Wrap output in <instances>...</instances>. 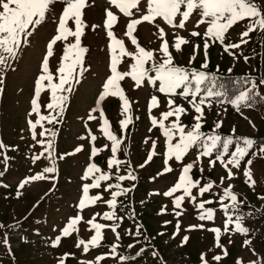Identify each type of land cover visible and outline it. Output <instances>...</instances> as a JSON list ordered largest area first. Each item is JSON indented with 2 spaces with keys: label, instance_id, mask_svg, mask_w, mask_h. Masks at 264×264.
Returning a JSON list of instances; mask_svg holds the SVG:
<instances>
[{
  "label": "rangeland",
  "instance_id": "374dc122",
  "mask_svg": "<svg viewBox=\"0 0 264 264\" xmlns=\"http://www.w3.org/2000/svg\"><path fill=\"white\" fill-rule=\"evenodd\" d=\"M257 4L264 9V0H257ZM63 6L62 3L57 2L51 7L45 21L35 29L28 43L23 44L17 58L9 60V67L0 73L3 78V84L0 85V88H3L0 92V140L9 146L6 154L10 157L7 171L0 176V225H3L0 227V242L4 234H9V243L13 250L0 254V264H60L61 258L65 257L66 253L70 255L64 259V264H81V262L83 264L88 262L91 264H202V254L208 264H237L238 259L242 260L243 264H252L253 261L264 260V199L261 198L264 197V153L259 151L264 146V84L261 83L264 80V32L250 33L249 37L245 38L248 40L247 44H241L238 49H229L228 52L224 51L223 45L219 42L209 41L206 69L201 67L205 62L204 40L202 37L189 35L193 30L201 34L206 31V24L195 27L200 19L197 12H194L186 22L185 29L173 28L157 18L155 24L141 23L133 33L140 46L154 52L155 62L159 63L164 57L159 51L162 41L159 38L157 25L164 28L165 39L169 42V51L174 57V64L184 67L189 72L193 69L205 71L210 77L215 78V91L223 92L217 77L244 78L245 87L240 89L236 96L251 87L248 81L256 85L250 93L253 95V100L249 101L250 107L242 105L238 111L231 104V100L225 102L223 99L221 100L223 102L217 103L216 97L209 98L211 107L207 104L202 106L204 120L201 131L206 135L215 133L222 138L233 136L234 139L245 137L255 140L256 143L249 150L248 156L241 161L239 169L229 165L234 173V178L231 180L227 179V171L219 161L214 167H210L209 160L215 158V151L212 157H200L190 175L194 180L199 181L200 186L211 182L213 188L202 196L198 188H194L192 194L196 197L195 203L190 197H185L181 207L177 209L173 201L177 196L183 195V191L179 190L171 197L163 193L178 181L182 166L196 160L198 150L196 148L190 150L182 163L174 159L170 160L169 166L173 171L158 175L165 167L166 138L158 126L154 127L151 124V118L155 117L159 120L161 113L169 110L167 97L157 91L159 81L153 85L145 80L141 86L136 87L131 77H125L119 84L129 100V112L122 114V101L114 96H109L101 102L103 118L99 111H91L96 107V100L102 91L103 83L111 74L109 68L111 40L103 27L106 9L111 10L118 17L112 28L116 38L124 41L127 51H136V46L125 35L130 18L110 5L109 0H88V6L83 10V20L88 25L81 37V46L88 49L83 61L85 70L79 77V83L73 82V90L62 93L68 99L63 113L57 116V121L52 124L43 121L44 128L37 126V140L53 141L52 159H46L47 153H45V157H41L35 163L32 162L33 155L42 152L43 147L31 137L28 120L35 121L38 117L34 113L29 116L30 102L35 95V81L41 74V63L46 55L47 43L56 34L58 18ZM145 9L146 0H141L140 12L134 9L135 15L131 18L139 17ZM179 20L178 16L174 23H179ZM246 24L247 21H242L230 28L226 33L224 44L239 43L240 33L245 30ZM92 25L99 27L93 30ZM68 26L75 28L71 20ZM176 35L190 41L182 46V52H177L172 46ZM68 43H74V37H69L67 41H58L53 47V56L49 58L54 83H58L56 70L61 62L63 49ZM196 44L200 45V50L195 60L189 63L193 45ZM230 52H234L235 56L230 55ZM245 57L248 58L247 62ZM133 62L131 57H122L121 63L117 66L118 71H129ZM151 64L150 61L146 67L150 68ZM149 75L155 76V72L151 71ZM44 84L47 85V81ZM210 85L211 81H206L201 87L203 89ZM182 90L178 89L177 92ZM201 95L204 93L202 92ZM152 96L158 98L159 107L149 112ZM50 97V89L45 88L39 99L41 115H56V112L46 107ZM173 99L176 105L188 110V114L181 117L182 124L186 126L193 124L195 112L188 101L180 95L174 96ZM90 112L95 119H88ZM127 116L131 117L132 122L127 129H122L120 121ZM104 118L109 121L110 131L122 141L116 153V158L122 161L118 167L109 168L107 164L112 152L111 141L101 131ZM172 120L174 117L165 121V125L170 126ZM217 121L222 122V126L218 129L215 128ZM44 129L55 131V138L40 137L39 132ZM185 130L187 131L188 127ZM92 136L96 137L95 141L91 139ZM153 142H155L156 155L148 162L147 157L153 150ZM173 142L175 143V140ZM80 146L82 151L75 152ZM93 147L100 150L94 157L91 156ZM235 147V143L230 145L229 153L235 151ZM228 158L230 157L225 156V160ZM2 159L3 156H0V160ZM53 159L57 171L45 174L48 179L30 182L23 189H19L18 196L19 183L26 177L42 172L45 167L52 166ZM249 159L253 161L250 168L256 181L251 187L245 182L246 178L243 174ZM90 163H95L102 172L110 174L112 178L102 181L100 188L89 190V195H101L102 199L81 211L77 205L82 196V185L92 182L91 178L88 180L81 178ZM201 168L203 172L200 171ZM0 171H4L3 164H0ZM129 172L136 177L135 180L116 179L117 176H126ZM221 177H225L223 183ZM116 183H120L121 188L131 191L117 197L116 207L112 209L105 201L111 199V191L117 189L112 188L108 191L105 189L109 184ZM229 186L237 196V202L236 207L233 208L230 199L223 201V204L228 205V215L232 216V223L228 225L226 232L224 227L228 216L221 207L220 197L224 189ZM206 201L211 203H205V209L196 206ZM209 208L214 212L213 219H199L200 214ZM112 211L119 219L104 220L103 214ZM176 212L182 214L177 216ZM77 215L83 218L76 225L78 231L63 237L62 229L70 218ZM94 216L96 223L116 225L119 239L110 227H106L102 230L104 238L100 246H90L89 251L85 253L82 250L83 246L78 248L76 244L80 239L87 242L94 234V230L87 224V221ZM237 217L241 218V225L248 229L246 234L235 231ZM13 222H21L27 233H23L20 228L6 229ZM177 224H179L178 231ZM200 225H203V228L199 227ZM212 228L221 230V247L215 246V233L209 231ZM57 236H61L59 246H51L50 249L49 244L52 245V241ZM185 237L188 238L186 242ZM39 238H41L40 243H38ZM245 240L251 243L245 246ZM113 245L116 246L115 253L111 251ZM224 250L227 251V255H224ZM138 253L140 255H137ZM102 255L105 259L98 261L96 258ZM216 255H220L222 259L214 260L213 257ZM120 257L127 259L120 260Z\"/></svg>",
  "mask_w": 264,
  "mask_h": 264
},
{
  "label": "snow or ice",
  "instance_id": "6c2138e0",
  "mask_svg": "<svg viewBox=\"0 0 264 264\" xmlns=\"http://www.w3.org/2000/svg\"><path fill=\"white\" fill-rule=\"evenodd\" d=\"M60 2L64 6L62 12L58 18L56 34L47 43L46 55L43 57L41 63V74L35 81V95L31 100V111L29 116L33 113L37 115V119L32 121L28 120L29 130L31 132V137L34 141L43 147V151L38 155H33L32 162L40 160L41 157L46 159H52L53 157V141L52 140H37V126L44 128L42 124L43 121H47L49 124L57 121V116L61 115L64 111V105L68 99L66 95L62 93L71 92L73 90V82L79 83V77L83 75V61L84 55L88 51L87 48L81 46V37L84 35L85 28L88 25L83 20V10L88 6V0H0V73L4 71L5 68L9 67L8 61L15 60L17 58L18 52L21 50L23 44L28 43L29 37L33 35L35 29L41 25L51 7ZM110 5L114 6L122 13L125 17H129V22L126 25L125 35L130 38L131 43L136 46L135 52L127 51L123 40L117 39L114 35L112 28L118 20L116 14L111 10H105L106 19L104 21L103 27L107 30V36L111 40L109 48L111 51V61H110V75L107 77L106 81L102 85V91L99 93L98 99L96 100V107L91 111H99L100 116L104 117V112L100 108L101 102H103L107 97L114 96L118 97L122 101V114L128 113L130 110V103L123 89L120 87L119 82L125 77H131L135 82V86H141L142 82L147 80L151 84H155L159 81V86L157 91L164 94L167 97L168 111L161 113V118L157 120L155 117L151 118V124L155 127L158 126L162 131L163 136L166 138V152H165V167L162 173H169L173 169L169 166L170 160H175L176 162H183L184 157L189 153L190 150L196 148L198 150L197 158L191 163L184 164L182 170L178 177V181L163 195L171 197L173 194L179 190L183 191V195L177 196L173 203L175 208L179 209L181 207L182 201L185 197H190L192 202L195 203L196 197L192 194L194 188H198L199 194L202 196L204 193L209 192L213 188V183L209 182L203 186H200L198 180H194L190 175L194 164L199 161L200 157H212L213 152H216L215 158L209 160L210 167H214L216 162L219 161L220 164L227 171V179L231 180L234 178V173L232 168L239 169L241 166V161L244 160L249 154V150L253 148L256 143L255 140L245 137H237L234 139L233 136L221 137L219 134L206 135L201 131L204 120V109L202 106L206 105L211 107V97H221L224 95L221 91H215V78L210 77L205 71L191 70L189 72L184 67L176 66L174 64V57L169 51V42L165 39L166 33L164 28H158L159 38L162 41L159 51L163 54L164 59L156 63L154 52L151 50H146L144 47L140 46L137 38L133 33L137 30V26L143 22H148L150 24H155L157 18L162 19L167 25L178 28L185 29L186 22L189 21L190 17L194 12H197L200 19L197 21L195 27H199L201 24H206V31L201 34L198 31H191L189 35L193 37H202L204 40L203 51L205 62L201 65L202 68L208 67V49L210 47L209 41L212 43L219 42L224 47V51L228 52L229 49H238L241 44H247L248 40L245 39L249 37L250 33L260 31L264 32V9L257 4V0H146V9L137 18H131L135 15L133 10L140 12L141 0H109ZM183 9V10H182ZM180 17L179 23H174L177 17ZM73 21L75 28H70L68 26L69 21ZM247 21L245 30L240 33L239 43L224 44L226 38V33L239 22ZM95 30L98 25L91 26ZM69 37H74V43H68L63 49V55L59 67L57 68L58 73V83L53 82V74L49 67V58L53 56V47L58 41H67ZM190 41L185 37L176 35L174 37L173 47L177 52H182V46L188 44ZM117 50H119L117 52ZM200 50V45H193V52L189 57V63H192L196 54ZM230 55L235 56L234 52H230ZM131 57L133 63L130 65V70L126 72L118 71V64L121 63L122 57ZM247 57L245 61L247 62ZM152 62L151 67H146V64ZM151 71L155 72V76H150ZM47 81V85L44 82ZM206 81H211V85L202 89V85ZM251 83V87L246 91H241L235 99L231 100V104L236 110L239 111L240 107L251 106L249 101L253 100L252 90L256 87L254 82ZM264 84V80L261 81ZM3 84V78L0 76V85ZM194 85V87H193ZM45 88L50 89L51 97L50 102L46 107L56 115H41L40 114V104L39 99L41 92ZM178 89H183L181 92H177ZM3 88H0V92ZM204 95H201V93ZM180 95L188 101L191 107L194 109L195 115L193 120L195 121L190 126L182 124V115H187L188 110L181 105H176L174 96ZM190 97V99H189ZM197 97L199 100L197 101ZM223 102V101H221ZM159 107V100L156 96H152L149 103V112L153 108ZM170 117H174L171 121L170 126L165 125V121H168ZM89 120L95 119L94 116L89 113ZM131 117L127 116L124 120L120 121V126L122 129H127V126L131 123ZM222 126L221 121H217L215 128L218 129ZM186 127L188 130L186 131ZM101 131L104 136L111 141V152L112 157L108 159L107 164L109 168L113 166H119L122 161L116 158V153L122 143L120 139L117 138L110 131L109 121L104 118ZM234 132V129H233ZM40 137L51 136L55 138L56 132L50 129H44L39 132ZM83 139V137H81ZM91 139L95 141L96 137L92 136ZM175 140V143L173 142ZM236 144L235 151L229 153V146ZM242 144V146H241ZM107 147V146H105ZM9 149L8 145H5L2 140H0V156L3 159L0 160V164L4 165V171H0V176H3L7 171V162L10 157L7 156L6 151ZM152 151L147 157V161L150 162L155 153V142L152 144ZM82 151V146L77 147L75 152ZM100 150L93 147L91 150V156H96ZM260 153H264V146L259 149ZM74 154V153H72ZM255 154V153H254ZM67 155V154H65ZM225 156H229L225 160ZM61 159L63 156L60 157ZM253 161L251 159L247 160L246 167L244 170V176L246 178V183L249 186H254L256 181L253 178V173L251 171V164ZM232 166V168L229 167ZM144 165H141L143 167ZM57 171L55 166V160H52V166L45 167L42 172L35 175L26 177L18 185L17 195H20L19 189H23L27 184L33 181H39L43 179H48L49 177L45 174L55 173ZM203 172V168L200 169ZM98 174V175H97ZM55 179V177H51ZM92 179L91 183H85L82 185V196L78 202L77 207L83 211L89 205H95L97 201L102 199L101 195H89L90 189H97L101 187L102 181H108L112 177L108 173H104L95 164H88L82 180ZM118 181L124 180H135L136 177L129 172L128 175L117 176ZM225 177H221V183H223ZM112 188L117 189V191H111V199L105 201V203L112 209H115L117 204V197L125 195L131 189L121 188L120 183L114 185L109 184L105 191ZM158 194V193H157ZM264 199V197H261ZM230 199L233 202L232 207H236L237 196L233 194L231 186L224 189L223 195L220 197L221 207L225 211V215L228 219L225 222L224 230L228 231V225L232 223V216L228 215V205L223 204V201ZM205 203H211V201L201 202L196 205L199 209H205ZM181 212H176V215H181ZM99 215V214H97ZM214 212L212 209H207L202 212L199 216L201 220H212ZM115 217V212H105L103 214L104 220H113ZM82 216L77 215L69 219L67 225L62 229L61 235L63 237H68L74 231H78L76 225L82 220ZM240 217H237L235 223V231L238 233L246 234L248 229L243 227L240 223ZM167 223V222H166ZM87 224L91 226L94 230V234L91 238L85 242L83 239L77 241L76 247L80 248L83 246V252L87 253L89 247H99L101 241L103 240L102 230L106 227H110L111 230L116 233V225H105L95 222V216L87 221ZM3 227V225H0ZM195 228L197 226H190ZM199 227L203 228V225ZM179 230V224H177V231ZM215 233V246L221 247L220 244V232L219 228L209 229ZM117 239H119V234L116 233ZM185 242L187 237L184 238ZM61 241V236H57L54 241H52V247H58ZM5 245H8V239L5 237L3 240ZM251 241L245 240V246L249 245ZM132 247V245H129ZM112 253H115L116 246L113 245L111 249ZM143 251V250H141ZM254 252V250H253ZM227 251L224 250V255H227ZM255 254V253H254ZM70 254H65V257L61 258L60 264H64V259ZM137 255H140L138 253ZM98 261L105 259V256H99L96 258ZM126 257H120V260H126ZM214 260L220 261L222 257L216 255L213 257ZM202 264H208L205 259L204 254L201 255ZM83 264V262H81ZM91 264V262H88ZM237 264H243V261L238 259ZM252 264H264V260L253 261Z\"/></svg>",
  "mask_w": 264,
  "mask_h": 264
},
{
  "label": "trees",
  "instance_id": "16d2710c",
  "mask_svg": "<svg viewBox=\"0 0 264 264\" xmlns=\"http://www.w3.org/2000/svg\"><path fill=\"white\" fill-rule=\"evenodd\" d=\"M222 84H223V88L226 89L228 95L227 98H231L233 97L238 91L239 88L243 85L241 83V80L239 78H220Z\"/></svg>",
  "mask_w": 264,
  "mask_h": 264
}]
</instances>
